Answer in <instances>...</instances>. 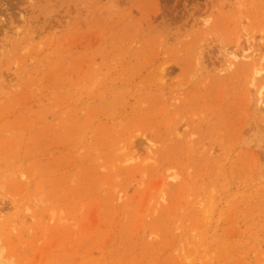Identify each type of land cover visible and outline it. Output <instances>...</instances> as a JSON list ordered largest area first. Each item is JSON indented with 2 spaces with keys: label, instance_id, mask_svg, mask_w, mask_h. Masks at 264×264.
I'll use <instances>...</instances> for the list:
<instances>
[{
  "label": "rangeland",
  "instance_id": "1",
  "mask_svg": "<svg viewBox=\"0 0 264 264\" xmlns=\"http://www.w3.org/2000/svg\"><path fill=\"white\" fill-rule=\"evenodd\" d=\"M0 264H264V0H0Z\"/></svg>",
  "mask_w": 264,
  "mask_h": 264
},
{
  "label": "bare ground",
  "instance_id": "2",
  "mask_svg": "<svg viewBox=\"0 0 264 264\" xmlns=\"http://www.w3.org/2000/svg\"><path fill=\"white\" fill-rule=\"evenodd\" d=\"M224 52H225V51H224ZM224 52H223V56H224V58H225V59H224V60H225V63H226V64H227V63L230 64V63L232 62V60H231V58H228V57H227V54H228V53H224Z\"/></svg>",
  "mask_w": 264,
  "mask_h": 264
}]
</instances>
